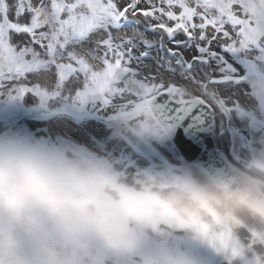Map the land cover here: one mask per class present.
<instances>
[{"label":"snow or ice","instance_id":"1","mask_svg":"<svg viewBox=\"0 0 264 264\" xmlns=\"http://www.w3.org/2000/svg\"><path fill=\"white\" fill-rule=\"evenodd\" d=\"M255 67L264 0H0V97L103 120L117 134L111 149H93L103 154L129 137L164 141L217 115L252 116L241 89ZM193 148L181 151L194 159ZM216 241L241 255L231 232Z\"/></svg>","mask_w":264,"mask_h":264},{"label":"clouds","instance_id":"2","mask_svg":"<svg viewBox=\"0 0 264 264\" xmlns=\"http://www.w3.org/2000/svg\"><path fill=\"white\" fill-rule=\"evenodd\" d=\"M237 228L264 238V144L226 166L131 173L87 147L0 135V264H198L184 239L220 249Z\"/></svg>","mask_w":264,"mask_h":264},{"label":"rangeland","instance_id":"3","mask_svg":"<svg viewBox=\"0 0 264 264\" xmlns=\"http://www.w3.org/2000/svg\"><path fill=\"white\" fill-rule=\"evenodd\" d=\"M248 75H254L256 76L257 80L259 81V83L261 84V86H264V67H255V68H249L248 69ZM37 101L32 98V97H29V98H25V100L23 102H19V105H20V108L18 109V111H21V109H25V105L26 104H29V108L28 110L30 109H34V111H39V110H42L40 109L38 106H37ZM3 104V101H2V98H0V105L2 106ZM257 107L258 105L257 104H254L253 106L251 107H247V109L251 112V113H256V114H260V116L258 115V118H259V121H261V123L264 124V97H261L259 99V112L257 110ZM27 110V109H25ZM45 111V110H44ZM43 113V112H42ZM263 113V116L262 114ZM262 116V117H261ZM2 121H1V126L2 128H4V126H7L10 122L9 121H6L4 122L5 120H8L9 119V112H8V118L7 119H4V116L2 117ZM260 123V124H261ZM68 128V126H67ZM16 133L18 134H22L26 137H29V138H49L51 135L50 134H46V123H43V120L40 121L39 123H35V124H31V123H26V122H20V123H17L16 124ZM54 129V128H52ZM58 132L57 133H62L63 131V126H59L58 127ZM63 134H66V132H63Z\"/></svg>","mask_w":264,"mask_h":264},{"label":"water","instance_id":"4","mask_svg":"<svg viewBox=\"0 0 264 264\" xmlns=\"http://www.w3.org/2000/svg\"><path fill=\"white\" fill-rule=\"evenodd\" d=\"M184 145L185 144H182V147ZM197 150H198V153H203L202 147L200 145L194 146L193 151H197ZM190 161L192 162L193 165H195L199 169H206V168H211L214 166H222V164L220 165V162H218L216 158L214 157L210 158L209 163L206 161V158L201 160L198 156H196L194 159H191Z\"/></svg>","mask_w":264,"mask_h":264},{"label":"bare ground","instance_id":"5","mask_svg":"<svg viewBox=\"0 0 264 264\" xmlns=\"http://www.w3.org/2000/svg\"><path fill=\"white\" fill-rule=\"evenodd\" d=\"M54 124H57V121Z\"/></svg>","mask_w":264,"mask_h":264}]
</instances>
